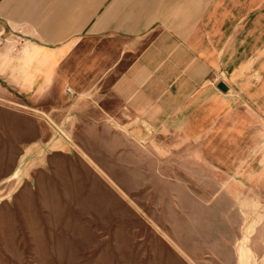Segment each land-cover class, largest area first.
I'll return each instance as SVG.
<instances>
[{"label":"rangeland","instance_id":"374dc122","mask_svg":"<svg viewBox=\"0 0 264 264\" xmlns=\"http://www.w3.org/2000/svg\"><path fill=\"white\" fill-rule=\"evenodd\" d=\"M4 39L0 264H264V209L231 194L230 163L245 152L228 137L133 144L99 123H76L72 72L44 83L41 72L5 70L3 52L22 40ZM47 160L52 170L40 167Z\"/></svg>","mask_w":264,"mask_h":264},{"label":"crops","instance_id":"0c3cea01","mask_svg":"<svg viewBox=\"0 0 264 264\" xmlns=\"http://www.w3.org/2000/svg\"><path fill=\"white\" fill-rule=\"evenodd\" d=\"M1 38L22 40L5 70L72 72L76 123L133 144L228 137L245 152L231 194L264 209V0H0Z\"/></svg>","mask_w":264,"mask_h":264},{"label":"water","instance_id":"95a60500","mask_svg":"<svg viewBox=\"0 0 264 264\" xmlns=\"http://www.w3.org/2000/svg\"><path fill=\"white\" fill-rule=\"evenodd\" d=\"M217 88L222 92H226V87L223 83L217 84Z\"/></svg>","mask_w":264,"mask_h":264}]
</instances>
